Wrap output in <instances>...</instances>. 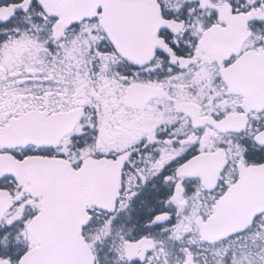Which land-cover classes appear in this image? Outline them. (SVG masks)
Instances as JSON below:
<instances>
[{"label":"snow or ice","instance_id":"6c2138e0","mask_svg":"<svg viewBox=\"0 0 264 264\" xmlns=\"http://www.w3.org/2000/svg\"><path fill=\"white\" fill-rule=\"evenodd\" d=\"M0 264H264V0H0Z\"/></svg>","mask_w":264,"mask_h":264}]
</instances>
